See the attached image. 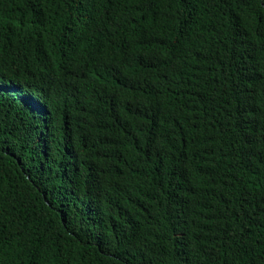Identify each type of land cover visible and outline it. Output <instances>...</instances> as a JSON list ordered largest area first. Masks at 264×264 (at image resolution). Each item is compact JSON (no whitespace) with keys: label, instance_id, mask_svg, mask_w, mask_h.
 <instances>
[{"label":"trees","instance_id":"obj_1","mask_svg":"<svg viewBox=\"0 0 264 264\" xmlns=\"http://www.w3.org/2000/svg\"><path fill=\"white\" fill-rule=\"evenodd\" d=\"M0 264H264V0H0Z\"/></svg>","mask_w":264,"mask_h":264}]
</instances>
